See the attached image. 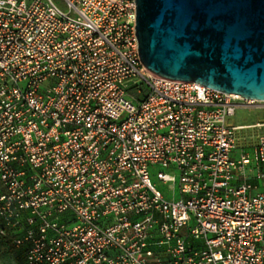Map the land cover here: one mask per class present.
I'll return each mask as SVG.
<instances>
[{
    "label": "built area",
    "instance_id": "1",
    "mask_svg": "<svg viewBox=\"0 0 264 264\" xmlns=\"http://www.w3.org/2000/svg\"><path fill=\"white\" fill-rule=\"evenodd\" d=\"M135 1L0 0V233L22 264H264V121L253 154L229 123L264 101L151 75Z\"/></svg>",
    "mask_w": 264,
    "mask_h": 264
},
{
    "label": "water",
    "instance_id": "2",
    "mask_svg": "<svg viewBox=\"0 0 264 264\" xmlns=\"http://www.w3.org/2000/svg\"><path fill=\"white\" fill-rule=\"evenodd\" d=\"M147 71L264 101V0H136Z\"/></svg>",
    "mask_w": 264,
    "mask_h": 264
},
{
    "label": "rangeland",
    "instance_id": "3",
    "mask_svg": "<svg viewBox=\"0 0 264 264\" xmlns=\"http://www.w3.org/2000/svg\"><path fill=\"white\" fill-rule=\"evenodd\" d=\"M264 121V112L241 109L237 112L235 118H232L229 123L231 125H237L243 127V130L239 134L240 141L239 145L241 147L247 148L245 151L253 154L251 148L256 142V137L258 135L257 129H252L256 123ZM153 182L157 185L158 189L165 192L166 186L158 183L156 178H152ZM20 252L18 247L13 241L10 240L8 235H3L0 233V264H20Z\"/></svg>",
    "mask_w": 264,
    "mask_h": 264
},
{
    "label": "crops",
    "instance_id": "4",
    "mask_svg": "<svg viewBox=\"0 0 264 264\" xmlns=\"http://www.w3.org/2000/svg\"><path fill=\"white\" fill-rule=\"evenodd\" d=\"M250 174H251V176L254 175L253 170H252V172H251ZM251 182L253 183L254 186L257 187V189H258L259 191H263V190H264V182H259V181H257V180H253V179H252Z\"/></svg>",
    "mask_w": 264,
    "mask_h": 264
},
{
    "label": "trees",
    "instance_id": "5",
    "mask_svg": "<svg viewBox=\"0 0 264 264\" xmlns=\"http://www.w3.org/2000/svg\"><path fill=\"white\" fill-rule=\"evenodd\" d=\"M9 236V238H10V240L11 241H13L14 240V235H8ZM18 250H19V252H20V260H21V263L20 264H22V262L24 261V258H25V252L22 250V248H18Z\"/></svg>",
    "mask_w": 264,
    "mask_h": 264
},
{
    "label": "bare ground",
    "instance_id": "6",
    "mask_svg": "<svg viewBox=\"0 0 264 264\" xmlns=\"http://www.w3.org/2000/svg\"><path fill=\"white\" fill-rule=\"evenodd\" d=\"M235 95V94H234ZM235 96H237V97H241V96H239V95H235Z\"/></svg>",
    "mask_w": 264,
    "mask_h": 264
}]
</instances>
